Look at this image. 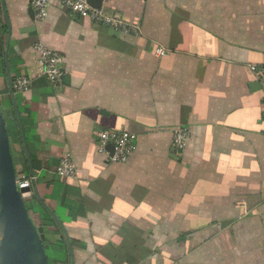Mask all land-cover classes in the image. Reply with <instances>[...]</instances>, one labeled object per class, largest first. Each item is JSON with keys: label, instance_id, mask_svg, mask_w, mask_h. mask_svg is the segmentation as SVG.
<instances>
[{"label": "crops", "instance_id": "1", "mask_svg": "<svg viewBox=\"0 0 264 264\" xmlns=\"http://www.w3.org/2000/svg\"><path fill=\"white\" fill-rule=\"evenodd\" d=\"M99 1L139 33L0 0L1 110L48 264H264V0ZM36 44L62 57L59 84ZM105 130L135 135L125 163L98 152Z\"/></svg>", "mask_w": 264, "mask_h": 264}, {"label": "built area", "instance_id": "2", "mask_svg": "<svg viewBox=\"0 0 264 264\" xmlns=\"http://www.w3.org/2000/svg\"><path fill=\"white\" fill-rule=\"evenodd\" d=\"M52 2L57 3L63 10L74 15L85 18L95 25H103L124 35L137 34L138 28L125 21L117 13H106L101 8L93 7L89 0H29L30 7L34 17L38 21L46 18ZM34 50L38 55L39 75L45 77L52 85H57L62 81L64 72L62 69V57L55 51L49 50L42 44H36ZM156 55L164 56L167 52L158 48ZM250 70L256 71L255 66H250ZM264 73V70L262 71ZM262 99L260 104L261 118L264 121V78L262 79ZM29 86L26 78L18 79L13 87L17 91H23ZM189 133L186 130H175L172 134L173 146L176 150H182L187 143ZM136 137L128 132L102 131L98 137V152L103 153L108 145H112L113 153L111 161L125 163L129 156L134 152ZM58 175L62 177H74L76 171L69 154H66L59 162ZM35 182L33 175L16 176V185L18 189H31Z\"/></svg>", "mask_w": 264, "mask_h": 264}, {"label": "water", "instance_id": "3", "mask_svg": "<svg viewBox=\"0 0 264 264\" xmlns=\"http://www.w3.org/2000/svg\"><path fill=\"white\" fill-rule=\"evenodd\" d=\"M99 8V0H89ZM113 149L112 145H110ZM31 191L18 189L9 137L0 104V264H48L44 230L26 207Z\"/></svg>", "mask_w": 264, "mask_h": 264}]
</instances>
